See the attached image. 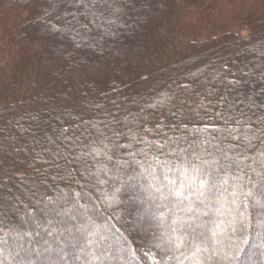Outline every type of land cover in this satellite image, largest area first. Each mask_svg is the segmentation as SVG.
Returning <instances> with one entry per match:
<instances>
[{
    "label": "trees",
    "instance_id": "16d2710c",
    "mask_svg": "<svg viewBox=\"0 0 264 264\" xmlns=\"http://www.w3.org/2000/svg\"><path fill=\"white\" fill-rule=\"evenodd\" d=\"M90 5L0 0V264H19L21 245L36 249L32 264H244L253 242L264 247V209L244 195L264 202V125L255 123L264 113V0ZM222 97L252 117L246 138L214 139ZM100 132L131 151L154 140L163 154L122 150L132 179L94 143ZM173 184L179 197L169 195ZM54 209L81 218L77 235L91 249L60 240Z\"/></svg>",
    "mask_w": 264,
    "mask_h": 264
},
{
    "label": "snow or ice",
    "instance_id": "6c2138e0",
    "mask_svg": "<svg viewBox=\"0 0 264 264\" xmlns=\"http://www.w3.org/2000/svg\"><path fill=\"white\" fill-rule=\"evenodd\" d=\"M69 3H74L77 5H83L85 3V0H69ZM108 5V0H91V7H104ZM93 15H96V13H93ZM75 18V17H74ZM235 83V82H233ZM218 103H223V112H218L217 115L220 116V118L224 122V127L216 129V132L220 133V136H215L214 139L224 141V140H231V141H239L242 137L246 138L248 135V132L251 131L250 128L246 127L247 124L253 123L252 117H249L247 113L243 109H235V106L232 104H229L227 102L226 97L221 98V102ZM238 111V115L236 114ZM255 123L257 125H264V113H261L259 116L256 117ZM167 127L171 130L173 125L169 124ZM175 127L177 129H180L181 127L186 128L185 124H176ZM261 135L257 137L258 139L261 140V143H264V127H261L260 129ZM207 131V129H205ZM166 140H171V137L167 136V133L163 134ZM113 136L121 137L125 136L126 133L120 132V131H114ZM134 138V137H133ZM133 138H128L129 143L131 142V139ZM183 136H176L175 137V142L178 144V142L183 139ZM141 141H137L139 144ZM94 143H97L99 145H102L105 154H106V159L112 164L113 169L117 173H124L127 176H130L132 179H135L134 173L136 172V169L133 168L131 172L127 171V169L124 168L123 164L121 161L124 159L123 156L121 155L122 150H128V155L133 156V157H143L145 160L148 158L150 152L155 149L156 152L163 154V150L165 145L164 144H158L154 140L153 141H148V149H138L137 151H131L128 149V144L121 143L119 139L113 140L111 137L107 136L104 132H100L99 137L94 141ZM204 143L206 144H211V141H205ZM110 145V147H109ZM190 147H192L190 145ZM216 147L219 149V144L216 145ZM235 147V145H233ZM194 150V149H193ZM93 151H97V149H93ZM181 151H186L184 149H181ZM175 150L171 149L169 154H174ZM227 155V153H225ZM158 159V156H157ZM136 164L138 167H143V164L139 159L136 160ZM192 164L194 165L195 162L193 161ZM131 167V165H129ZM151 167V166H149ZM243 170V169H241ZM161 179H167L166 176H161ZM117 184L120 182V177H116ZM169 183H172L169 181ZM120 189L117 187V191ZM175 195L179 197L181 195V191L177 188L176 184H173L172 191L169 192V195ZM245 199H253L254 200V206L259 207L264 209V202H262L259 199H256L251 192H247L244 194ZM77 197L79 199H83L82 194L77 193ZM130 200H135V194H132L129 196ZM245 209L248 208V204L245 203L244 205ZM61 208H63V205H61ZM56 218H62L58 219L59 225L63 227V231L61 232L59 228H57V232L60 236V240L63 241L64 244H66L69 248L71 249H79L81 252H84L86 249H91L93 247L92 241L90 239H85L83 236H78L77 233L81 231V229L77 228L76 225L79 223L81 224V227H83V221L79 216H77L75 213L68 214L64 213L62 211H57L53 210L52 213ZM241 221L240 223L243 225L244 228L247 227V224L245 223L247 216L245 213H241ZM48 224H52V220L47 221ZM234 223V221H233ZM56 226V225H53ZM75 230V231H74ZM48 234H51V228L46 229ZM86 231L85 230V236H86ZM36 235H39L38 232L35 233ZM65 234H67V237H65ZM104 238L101 237L97 243H100ZM3 243H6V241H3ZM60 241H57V246L59 247ZM21 248L24 249V255L21 256L20 252H16V256H20V261L19 264H32V259L35 258L37 255L36 251L32 249L31 247H28L26 245H21ZM52 250L51 245H49L47 248H45V252H48ZM66 249L61 248L56 255L63 260L64 257V252ZM102 251L97 250L96 252L93 253L94 256H99L102 255Z\"/></svg>",
    "mask_w": 264,
    "mask_h": 264
},
{
    "label": "rangeland",
    "instance_id": "374dc122",
    "mask_svg": "<svg viewBox=\"0 0 264 264\" xmlns=\"http://www.w3.org/2000/svg\"><path fill=\"white\" fill-rule=\"evenodd\" d=\"M197 64V62L195 61V62H192L191 64H189L188 66L189 67H192V66H194V65H196ZM17 230H18V228H17ZM256 241V240H255ZM261 243V242H260ZM252 246H251V251L250 252H246L247 253V256H246V258L244 259V260H242V262H244V264H258V263H262V259H261V252L263 251L264 252V247L261 245L260 246V244H259V246H258V244L256 243V242H253L252 244H251ZM257 246H258V248H259V255L258 256H256L255 254H254V248H256L257 249ZM36 250V249H35ZM245 250V249H244Z\"/></svg>",
    "mask_w": 264,
    "mask_h": 264
}]
</instances>
